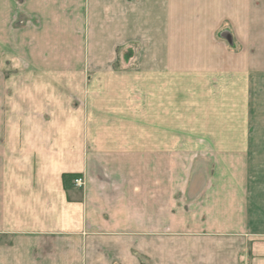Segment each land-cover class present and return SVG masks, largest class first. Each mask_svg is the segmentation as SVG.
Masks as SVG:
<instances>
[{
  "label": "crops",
  "instance_id": "0c3cea01",
  "mask_svg": "<svg viewBox=\"0 0 264 264\" xmlns=\"http://www.w3.org/2000/svg\"><path fill=\"white\" fill-rule=\"evenodd\" d=\"M263 102L264 0H0V264H264Z\"/></svg>",
  "mask_w": 264,
  "mask_h": 264
},
{
  "label": "rangeland",
  "instance_id": "374dc122",
  "mask_svg": "<svg viewBox=\"0 0 264 264\" xmlns=\"http://www.w3.org/2000/svg\"><path fill=\"white\" fill-rule=\"evenodd\" d=\"M85 24V23H84ZM183 25V24H180ZM86 26V25H85ZM182 27V26H181ZM180 27V29H181ZM181 31V30H180ZM86 40H84V43ZM185 42V31L183 34H180V43ZM84 47H86V43L84 44ZM184 69V68H183ZM186 70L180 71L179 73V91H180V102H179V110H180V126L185 127L188 120L186 118L187 113V104L185 101H181L182 99H185L186 95H183L184 90L186 91V88L183 86L186 82ZM84 78H87L90 75V71H86L83 73ZM119 77L124 76V72H118L117 74ZM184 116H183V115ZM229 115V117H228ZM247 120H243V118H235V115L228 113L227 119L220 120V126H226L228 130H234L235 127L241 126L239 124H243ZM248 122L250 123V126L253 128H256L258 130V134H254L252 136H248L250 138L251 142V148L248 151L249 152V159L250 164L248 167V170L246 171V174L250 176V192L252 193V211L254 216H257V228L258 233L260 235H264V102L258 104V110L253 113V119H249ZM210 125L213 127H218V120H210ZM181 128V127H180ZM192 137V136H191ZM196 140L198 136H193ZM212 137V136H211ZM218 136H215L217 138ZM224 137V136H223ZM237 137H241L238 135H228L225 136V138H228V140L237 139ZM180 142H184L187 139V135L180 134L179 135ZM229 168H226L228 170ZM235 173V172H233ZM255 211V212H254ZM256 213V214H255ZM168 237V236H167ZM166 235H164V243L165 241L171 240L173 243H176V236H170L167 238ZM193 238L189 239V243L185 246L189 249V251H183V247L180 245V251H178L177 244L176 248L169 249V251L164 250V252H167L168 254H181L186 255L193 254L192 256L194 259H192L191 264H222L220 261L221 255H223L224 251L220 250V247H216V244L214 241L210 238H199V240L194 239V242L192 241ZM192 241V242H191ZM175 245V244H174ZM220 250V251H219ZM178 251V253H177ZM207 252H211L213 254L210 255L211 257H207ZM216 254V256H215ZM229 254V253H227ZM207 257L206 259H202V257ZM145 260L148 264H153L150 257H145ZM175 264V263H174ZM185 264V263H184ZM190 264V263H187Z\"/></svg>",
  "mask_w": 264,
  "mask_h": 264
},
{
  "label": "built area",
  "instance_id": "2783aa9c",
  "mask_svg": "<svg viewBox=\"0 0 264 264\" xmlns=\"http://www.w3.org/2000/svg\"><path fill=\"white\" fill-rule=\"evenodd\" d=\"M74 183L79 185V186H83L85 184V180H84V178H76L74 180Z\"/></svg>",
  "mask_w": 264,
  "mask_h": 264
},
{
  "label": "trees",
  "instance_id": "16d2710c",
  "mask_svg": "<svg viewBox=\"0 0 264 264\" xmlns=\"http://www.w3.org/2000/svg\"><path fill=\"white\" fill-rule=\"evenodd\" d=\"M71 177L72 178V175H65V181L67 182L68 178Z\"/></svg>",
  "mask_w": 264,
  "mask_h": 264
}]
</instances>
